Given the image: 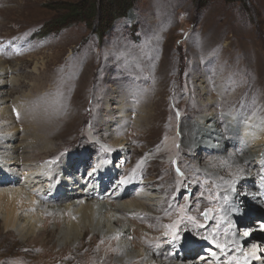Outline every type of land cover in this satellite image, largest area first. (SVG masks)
<instances>
[{"label": "rangeland", "instance_id": "obj_1", "mask_svg": "<svg viewBox=\"0 0 264 264\" xmlns=\"http://www.w3.org/2000/svg\"><path fill=\"white\" fill-rule=\"evenodd\" d=\"M79 1L0 0V60L12 80L5 95L13 112L14 132L19 137L16 144L21 149L30 147L31 152L36 151L33 157L36 167H47L50 174L61 169V175L53 183L48 182V187L53 184L56 188L63 183L68 188L72 178L73 183L86 187L91 171L95 174L103 162L119 174L104 189L107 197H95L89 202L95 199L101 205L131 206L128 202L137 196L157 198L163 194L157 193L159 186L148 184L147 188L144 184L153 178L155 158L151 146L164 141L162 131L156 128L160 117L159 125L169 132L164 147L171 155L157 158L158 178L169 181L173 186L171 195L177 196V200L197 204L202 196L214 197V191L202 182L199 184L204 188L193 186L191 176H198L191 166L205 160L192 157L193 151L183 145L182 127L211 114L220 121L216 129L231 144L227 150L236 152L241 148L239 155L243 157L248 150L247 132L257 130L264 134V0H138L131 19L118 21L104 33L95 30L96 20L54 28L52 23L61 13L59 8ZM47 90L56 91L47 95ZM157 98L160 102H156ZM53 107H58L54 114ZM153 114L156 116L150 125L144 122ZM22 117L30 121L22 122ZM32 117L37 121L33 123ZM236 119L235 135H228L231 129L227 123ZM8 127L0 116V143L9 135ZM60 132L65 134L58 140L61 145L50 144L49 150L56 152L43 159L47 147L42 140L44 135ZM102 153L108 155L101 157ZM18 158L19 173L24 174L22 165L32 162L23 156ZM251 163L256 166L255 160ZM176 164L190 176L180 185L182 170ZM0 171L1 176L11 175L6 173V166H0ZM103 172L108 177L106 170ZM259 172L254 181L255 187L259 185L256 199L251 198L248 207L243 205L246 198L238 201L243 203L239 207L244 219H250L253 213L264 214V173ZM43 177L39 185L44 187L47 176ZM128 179L132 181L127 187L129 195L120 202L112 197V192L116 187L123 189ZM25 187L23 182L0 186V201L8 200L4 198L8 197L3 195L5 191ZM59 195L64 197V193ZM79 197L76 199L82 198ZM70 202L69 199L58 204L41 202L38 209L20 212L29 220L36 218L38 229L44 232L35 240V246H39L35 252L28 250L30 243L23 241L15 229L3 227L4 214L0 213V264H106L105 251L100 250L90 233L81 234L78 239L64 234V227L76 219L64 217V222L58 225L57 217L40 215L43 206L57 204V208ZM115 209L111 214L122 218V227H140ZM194 209L201 219L209 220L203 205ZM261 220L254 217L248 229L264 236ZM238 229L244 235L243 229ZM141 232L146 233L147 228L142 226ZM189 237V242L197 238L195 234ZM112 248L121 251L117 242ZM205 249L193 260L207 257L210 251ZM131 251L134 256L141 252L133 242ZM252 251L250 256L255 259ZM178 252L169 254L175 257ZM114 261L107 264H117Z\"/></svg>", "mask_w": 264, "mask_h": 264}, {"label": "bare ground", "instance_id": "obj_2", "mask_svg": "<svg viewBox=\"0 0 264 264\" xmlns=\"http://www.w3.org/2000/svg\"><path fill=\"white\" fill-rule=\"evenodd\" d=\"M9 73V70L0 60V116L3 124L6 123V126H10L7 128L9 135L5 136L4 141L0 143V158L2 159L0 166H6V170H8L6 173L8 175L11 174L10 176L4 173V176L0 175V186H14L19 182H23V186L26 187L24 190L8 189L9 191H5L3 195H8V197H4L8 198V200L0 201V211L4 210V213H0L4 214L1 216L3 227L5 229H15L23 241L28 240L30 243L28 250L30 252H35L39 248V246H35V240L38 239L39 234H42L43 230L38 229L39 225L36 218L29 220L21 215L20 212L24 209L35 207L38 209V204L41 202L60 203L69 199L71 200L69 205L55 208L57 203L52 205V207H50L51 205L40 207V215L44 218L57 217L56 223L58 225L64 222V217H69L70 221L76 219V222L64 227V234L67 237L78 239L81 234L85 236L86 233H90V237L98 241L100 250L105 251L107 263L115 259L117 264H264V236L258 234L257 231L248 229V225L253 222L254 217L263 218L260 222L264 228V214L258 216L253 213L250 219H244L243 209L239 207L243 203L245 207H248L253 197L256 199L258 196L256 193L259 185L255 187L254 181L259 175V171H261V175L264 173L263 133L260 134L257 130L249 129L250 131L247 132L245 137L248 150L245 152L242 150L245 153L243 157L239 155L241 148L237 149L236 152L227 150V147L231 146V144H228L227 136L223 138V135L216 129V123L220 122L216 119L217 117L207 114L196 120L193 125L188 122L183 124V135L181 137L183 145L187 148L190 147L189 150L194 152L190 153L192 157L205 160L203 164L191 166V169L198 176L197 178L194 175L191 176L194 181L193 186H198L199 189L204 188L199 184L202 182L203 186L215 193L214 197L202 196V200L195 204L192 201H185V199L177 200L175 199L177 196L173 198L171 195L173 186L170 185L169 181L158 178L160 172L156 167L160 166V162L157 161V158L166 157L170 154L168 149L164 147L167 145L168 138L165 136L168 129L164 128L163 125H159L162 121L158 117L156 128L158 127V131H162L161 138L164 141L158 140L159 142L151 146L153 157L155 158L153 159L154 169L152 168L153 178L149 182H144V184H146L145 187L149 186L148 184L153 185V187L159 186L156 191L159 194L163 193L162 196L156 198L143 194L128 202L131 206L126 203H118V205H113V207L105 203L101 205L95 199L93 202L89 201L95 197L100 199L107 197L108 194L105 195L103 191L117 177V174H119L117 170H113L101 162L95 174L94 170L91 171L90 180L86 187H84L85 184L83 183L82 186L73 183V178L72 180L70 179L68 188H65L63 183L56 188L52 187L53 184L48 187V182L52 181L53 183L54 179L61 175V169L50 174L49 168L36 167L33 159L36 156L34 154L36 151L31 152L29 150L30 147L21 149L18 143L16 144L19 137L14 132L13 126L15 122L13 117H11L13 112L12 108L7 105L8 99L5 95V88L12 83V80H9ZM55 91L47 90L46 94L52 95L51 93ZM156 102H160V100L157 98ZM57 109L58 107L51 109L53 114ZM62 109H64L63 106ZM122 113H124V110ZM155 116V114L149 116L144 122H148L150 125ZM32 118L35 119L36 116ZM185 118L188 119L189 117ZM25 120H29L28 117H22L21 121ZM36 121L35 119L33 123ZM236 121L237 119L230 120L227 123L231 129V132L227 133L228 135H235L236 125L238 124ZM55 124H53L54 127ZM63 136L65 134L61 132L44 135L42 140L47 147H45V154H43L45 157L43 159L51 157L56 152L49 150V146L50 144H54L56 147L61 145L58 140ZM32 146L33 148L35 147L34 144ZM105 154L102 153L101 157L108 155ZM20 155L27 161L32 162L31 164L22 165L24 174L19 173L21 165L18 163V157H22ZM253 160L256 161V166L251 163ZM176 165L182 170V175L179 177L181 178V181L179 179L180 185L190 176L189 173L184 172L182 167L178 166V164ZM260 168L262 170H259ZM104 170H106L105 173L108 174V177L104 176ZM17 175L18 177L22 175L23 179H19ZM44 175L47 176L44 179L47 183L45 182L46 184L43 187L39 184ZM104 177L105 179H102ZM60 181L62 182L63 179ZM131 182L128 179L123 189L121 187L114 188L112 197L123 202V199L129 195L127 187ZM121 185H124V183L119 186ZM32 188L34 189L31 190ZM49 192L51 194L48 195ZM59 193H64V197L59 195ZM53 194L59 196L56 197ZM79 196H82V198L80 200L76 199ZM241 197L246 198V200L239 204L238 201ZM170 199L172 200L170 201ZM186 205H189L190 208L187 209ZM200 205H203L208 210L209 220L207 222L201 219L198 211L194 209ZM115 207V211L117 210L120 215L138 222L140 227L134 229L122 227V218L111 214ZM142 226L147 228L146 233L141 232ZM237 227L243 229L244 235L239 232L240 229L236 230ZM189 234H195L197 238L189 242L188 239H191V237L188 238ZM170 238L173 241L169 242ZM115 242L119 243L121 251H116L112 248V244ZM131 242L141 251L139 255L134 256L132 253ZM205 247L210 251V254L207 257H203L200 261L193 260L199 252L206 251ZM246 248H248L247 251H245ZM177 250H179L178 254L172 257L173 252ZM171 251L170 255L169 252ZM250 251L254 253L255 259L250 256Z\"/></svg>", "mask_w": 264, "mask_h": 264}, {"label": "trees", "instance_id": "obj_3", "mask_svg": "<svg viewBox=\"0 0 264 264\" xmlns=\"http://www.w3.org/2000/svg\"><path fill=\"white\" fill-rule=\"evenodd\" d=\"M138 0H81L65 3L59 17L53 20L54 28L63 29L74 22L89 23L96 20L95 30L104 33L118 21L131 19Z\"/></svg>", "mask_w": 264, "mask_h": 264}, {"label": "snow or ice", "instance_id": "obj_4", "mask_svg": "<svg viewBox=\"0 0 264 264\" xmlns=\"http://www.w3.org/2000/svg\"><path fill=\"white\" fill-rule=\"evenodd\" d=\"M178 238V237H177Z\"/></svg>", "mask_w": 264, "mask_h": 264}]
</instances>
